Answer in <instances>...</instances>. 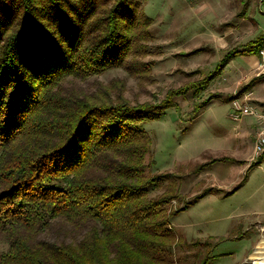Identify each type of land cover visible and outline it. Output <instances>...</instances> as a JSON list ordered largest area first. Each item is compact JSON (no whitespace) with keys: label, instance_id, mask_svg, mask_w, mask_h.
Here are the masks:
<instances>
[{"label":"trees","instance_id":"1","mask_svg":"<svg viewBox=\"0 0 264 264\" xmlns=\"http://www.w3.org/2000/svg\"><path fill=\"white\" fill-rule=\"evenodd\" d=\"M101 5L0 0V234L8 245L0 264L171 263L165 249L174 233L147 193L173 175L151 176L142 126L173 106L171 95L130 106L104 89L54 91L66 76L129 71L134 45L149 36L151 19L136 2ZM90 27L98 29L91 38ZM263 39L229 52L203 82L232 57L257 53ZM170 188L158 203L176 198ZM56 225L70 242L42 237Z\"/></svg>","mask_w":264,"mask_h":264},{"label":"rangeland","instance_id":"2","mask_svg":"<svg viewBox=\"0 0 264 264\" xmlns=\"http://www.w3.org/2000/svg\"><path fill=\"white\" fill-rule=\"evenodd\" d=\"M131 1L151 20L149 36L127 58L129 71L66 76L54 91L104 89L130 106H158L171 95L173 106L142 123L152 141L151 176L173 175L147 193L174 233L168 264H264V39L257 53L203 82L229 52L264 36L263 9L257 0ZM235 101L252 112L233 120ZM168 185L176 198L158 203ZM46 231L50 241L73 236L57 225ZM7 246L0 234V253Z\"/></svg>","mask_w":264,"mask_h":264},{"label":"built area","instance_id":"3","mask_svg":"<svg viewBox=\"0 0 264 264\" xmlns=\"http://www.w3.org/2000/svg\"><path fill=\"white\" fill-rule=\"evenodd\" d=\"M258 5L264 11V0H257ZM233 109L231 111V118L235 121L239 120L242 116L250 114L252 112L251 107L248 104H242L238 101L233 102ZM264 142V138L259 139V145H262ZM259 148V147H258Z\"/></svg>","mask_w":264,"mask_h":264},{"label":"crops","instance_id":"4","mask_svg":"<svg viewBox=\"0 0 264 264\" xmlns=\"http://www.w3.org/2000/svg\"><path fill=\"white\" fill-rule=\"evenodd\" d=\"M238 50H240V49H238ZM243 56H245V54H239V55H236V56L232 57L231 59H229V61H227L225 65H227V64H228L230 61H232L233 59H234V61H235V60H238V58H243ZM238 61L241 62V59L238 60ZM224 67H225V66H224ZM224 67H222V69H224ZM222 69H221V71H222ZM225 69H226V67H225Z\"/></svg>","mask_w":264,"mask_h":264}]
</instances>
